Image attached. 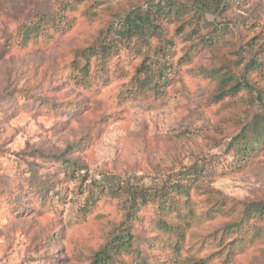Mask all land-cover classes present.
I'll list each match as a JSON object with an SVG mask.
<instances>
[{
    "label": "rangeland",
    "instance_id": "rangeland-1",
    "mask_svg": "<svg viewBox=\"0 0 264 264\" xmlns=\"http://www.w3.org/2000/svg\"><path fill=\"white\" fill-rule=\"evenodd\" d=\"M150 1L94 0L67 13L71 27L63 31L45 19L55 0H0V264H92L127 215L121 199L98 193L100 182L160 188L193 180L192 171L202 176L187 196L176 195L175 213L153 201L138 211L132 248L113 264H264V220L242 215L248 203L264 201V0H222L223 10L207 19L223 35L176 67L162 97L122 99L136 65L129 54L78 89L72 51L117 26L119 12ZM39 15L43 35L25 46L19 36ZM173 27L166 37L176 60L188 45ZM251 39L262 47V71L250 76L262 100L242 92L213 101L220 76L239 74L247 62ZM242 130L249 148L235 166L229 143ZM61 158L80 170L75 179L64 175ZM161 218L191 228L177 243L156 230Z\"/></svg>",
    "mask_w": 264,
    "mask_h": 264
},
{
    "label": "trees",
    "instance_id": "trees-1",
    "mask_svg": "<svg viewBox=\"0 0 264 264\" xmlns=\"http://www.w3.org/2000/svg\"><path fill=\"white\" fill-rule=\"evenodd\" d=\"M55 2L57 4L55 14L45 19L48 21V26L52 24L57 30L63 28L64 31L71 27L66 14L94 0H55ZM223 6L222 0H152L143 2V4L131 5L128 10L116 14L117 22H119L117 26L115 23H110L107 28L98 31L83 47L72 51L69 66L76 74L73 76L74 85L78 89L88 90L108 71L107 67L112 64L109 63L110 60L118 56L120 64L123 59L128 58L129 54L136 65L127 85L119 94L122 99L124 101L133 100L135 97L146 94L157 98L162 97L169 86L171 75L177 72L176 67L180 63L191 61L192 55L198 48L216 44L223 35L224 30L207 19V16L221 12ZM86 16L93 17L94 12H86ZM45 19L39 15L23 30L19 36L22 38L23 45L29 46L40 39L43 35L40 27ZM56 23L59 25L57 26ZM168 26H174L173 36L188 45L183 55L176 60H173L174 56L170 53L174 44L166 37ZM257 47L255 39L246 43L244 52L248 54L247 62L239 74L220 76L218 86L212 95L213 101L235 97L242 92L250 94L252 101L253 94L256 100H262V95L256 92L258 90H255L250 80L251 75L262 71V64L259 60L262 47ZM152 50L155 57L150 56ZM229 146L233 150L234 165L244 163L249 148V138L244 130L231 140ZM61 159L67 166L64 175L75 179L76 172L80 170L76 169L75 163L65 158ZM192 172L195 175L193 180L173 179L168 186L164 185L160 188L121 184L113 178L100 182L103 184L97 189L98 193L108 195L113 199H121L127 207V215L126 220L107 236L101 249L95 254L92 264H113L119 256L129 253L134 240L130 222L148 202H155L159 212L175 213L177 210L176 195L187 196L188 191L198 184L196 176H202L201 171ZM92 184L93 190H96L95 182ZM83 209L86 210L84 207ZM242 215L245 220L256 218L264 220V201L248 203ZM155 228L158 232L172 234L179 243L191 226L188 222L169 224L161 218L155 222ZM172 249L175 257L179 258L178 244H175ZM181 264H200V262L189 260Z\"/></svg>",
    "mask_w": 264,
    "mask_h": 264
}]
</instances>
